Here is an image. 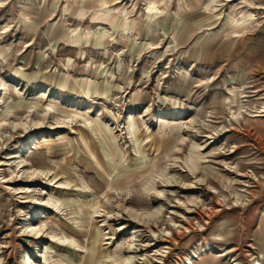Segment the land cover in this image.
Returning <instances> with one entry per match:
<instances>
[{
	"label": "rangeland",
	"instance_id": "obj_1",
	"mask_svg": "<svg viewBox=\"0 0 264 264\" xmlns=\"http://www.w3.org/2000/svg\"><path fill=\"white\" fill-rule=\"evenodd\" d=\"M149 1L0 0V264H264V0Z\"/></svg>",
	"mask_w": 264,
	"mask_h": 264
},
{
	"label": "crops",
	"instance_id": "obj_2",
	"mask_svg": "<svg viewBox=\"0 0 264 264\" xmlns=\"http://www.w3.org/2000/svg\"><path fill=\"white\" fill-rule=\"evenodd\" d=\"M184 2L178 4L177 10H168L166 14L163 13L161 16L157 17L161 18L160 21H163L164 23L163 26L165 25L164 21L166 20V26H164L165 33L172 35V37L180 44L189 41L197 33L198 28L201 27L198 22L200 21V18H202L201 14L196 13L201 8H199L197 4L193 3L195 2L194 0H184ZM108 3L109 0H98V9L107 8ZM101 5H103L102 8H100ZM149 5L152 6V9H158L154 0H150ZM106 10V14L109 15V19L117 18L116 15L119 16L118 13H115L114 15L113 13H110L109 8ZM161 10L166 11L164 8ZM118 19L121 21L123 20L119 17ZM159 25L162 26L161 23ZM101 38H104V35H101Z\"/></svg>",
	"mask_w": 264,
	"mask_h": 264
},
{
	"label": "bare ground",
	"instance_id": "obj_3",
	"mask_svg": "<svg viewBox=\"0 0 264 264\" xmlns=\"http://www.w3.org/2000/svg\"><path fill=\"white\" fill-rule=\"evenodd\" d=\"M1 84H0V90H1ZM242 101L239 102V108H238V111H242ZM239 112V113H240ZM236 113V110H232V114L235 115ZM236 116V115H235ZM237 117V116H236ZM235 117V118H236ZM37 123V122H36ZM196 123V122H194ZM18 125H21L25 128H27V122H21V123H12L11 126L12 127H17ZM193 128V127H192ZM224 128V127H223ZM221 130V129H220ZM219 130L217 129V131H215L216 133H213V135H217ZM212 134V133H211ZM204 136H207V135H204ZM210 138V137H209ZM206 146V145H205ZM179 147V146H178ZM173 163H178L176 160H173ZM164 177L160 180L161 181V185H160V188L159 187H154V184H155V176L151 178V186L150 188H148L147 190H152L154 188V195L155 197H157L159 200H157V205L156 207L154 208L155 210L145 214L144 216H150V217H155L157 218V215L159 213H161V211L163 210V203L162 201H160V199L162 197H167L168 195H174V190L169 188V187H173L175 186L176 184V180H177V177L175 176L174 173H166V174H163ZM178 175V174H177ZM153 184V185H152ZM153 186V187H152ZM187 186V185H186ZM147 188V187H146ZM191 200V199H189ZM192 202V201H191ZM186 206V205H185ZM200 206V205H199ZM142 210H140L141 212ZM137 213L139 211H136ZM136 213V214H137ZM144 214V213H143ZM136 216V215H135ZM141 217V215H140ZM140 220V219H139ZM175 223V222H174ZM172 225V224H171ZM171 225L167 226V227H162L160 229V231H158V233L156 234L157 231H153L151 232V236L152 237H157V235H160L159 233L161 232L162 235H167L169 234V230L171 229ZM175 225V224H173ZM164 228V229H163ZM37 233V232H36ZM131 235H132V238H133V242H130L129 245H128V254H126L125 256H123L122 258L120 257V259H116L114 260V264H140L141 262H137V259H140L139 257H137L135 255V252H134V249L136 248L135 247V241L138 240V235L136 233V230H133L131 232ZM137 250V249H136ZM113 256H109L107 259H112ZM143 258V257H142ZM22 264H31V261H30V257L29 256H23V259H22ZM180 264H194V261L191 259L190 256H187L185 258V260L180 263ZM256 264V263H255Z\"/></svg>",
	"mask_w": 264,
	"mask_h": 264
},
{
	"label": "built area",
	"instance_id": "obj_4",
	"mask_svg": "<svg viewBox=\"0 0 264 264\" xmlns=\"http://www.w3.org/2000/svg\"><path fill=\"white\" fill-rule=\"evenodd\" d=\"M257 264H260L259 262H257Z\"/></svg>",
	"mask_w": 264,
	"mask_h": 264
}]
</instances>
